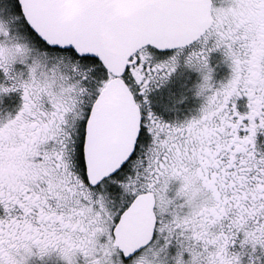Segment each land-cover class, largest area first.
Here are the masks:
<instances>
[{
  "label": "snow or ice",
  "instance_id": "snow-or-ice-1",
  "mask_svg": "<svg viewBox=\"0 0 264 264\" xmlns=\"http://www.w3.org/2000/svg\"><path fill=\"white\" fill-rule=\"evenodd\" d=\"M0 264H264V0H0Z\"/></svg>",
  "mask_w": 264,
  "mask_h": 264
}]
</instances>
